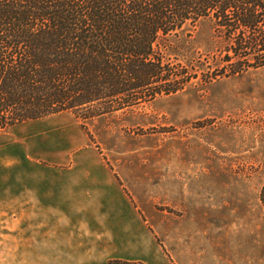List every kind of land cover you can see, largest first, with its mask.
Returning <instances> with one entry per match:
<instances>
[{"label": "rangeland", "instance_id": "1", "mask_svg": "<svg viewBox=\"0 0 264 264\" xmlns=\"http://www.w3.org/2000/svg\"><path fill=\"white\" fill-rule=\"evenodd\" d=\"M191 34L203 64L177 92L88 120L67 111L0 130V264H87L73 262L65 243L54 248L43 229L21 230L20 216L10 224L3 214L5 191L15 205L29 191L24 181L75 164L94 166L84 176L87 168L75 166L72 178L96 177L107 214L124 220L122 230H107V243L140 240L139 257L105 264H264V67L214 75L212 22L202 19ZM209 182L214 210L201 201Z\"/></svg>", "mask_w": 264, "mask_h": 264}, {"label": "trees", "instance_id": "2", "mask_svg": "<svg viewBox=\"0 0 264 264\" xmlns=\"http://www.w3.org/2000/svg\"><path fill=\"white\" fill-rule=\"evenodd\" d=\"M202 19L212 74L264 67V0H0V130L177 92L203 64L190 46ZM180 55L186 66L172 60ZM259 197L264 209V184Z\"/></svg>", "mask_w": 264, "mask_h": 264}, {"label": "crops", "instance_id": "3", "mask_svg": "<svg viewBox=\"0 0 264 264\" xmlns=\"http://www.w3.org/2000/svg\"><path fill=\"white\" fill-rule=\"evenodd\" d=\"M50 169L49 165H46ZM87 168L82 169L80 173L93 174L94 167L91 164H75L71 167ZM58 172L56 175L49 177L36 176L35 180L25 183L24 188L29 191L19 193V201L13 205L12 194L8 191L4 192L3 199L5 206L3 207L6 219L5 222L12 223V215L20 216L21 230H42L47 239L52 242L54 248L60 249V244L64 243L69 247L68 256H75L73 262L83 261L87 264H105L112 256L139 257L138 241L136 244L124 240L112 239L107 243V230H122L119 227L120 222H124L116 212H109L112 216L117 214L118 221L115 222L107 214L106 196L103 195L102 183L96 177H86V179L76 180L73 177L74 169ZM63 173V174H61ZM69 173L72 174L69 176ZM43 178V179H42ZM213 183L206 184L209 191H205V185H201V201L204 207H210L214 210L217 206L218 198L214 195L209 197L213 191ZM23 188L22 181L18 187L19 191ZM28 194H32L29 197ZM10 196V197H9ZM88 198L94 200L89 202ZM8 199H11L8 203ZM71 200L74 203H71ZM31 201V202H30ZM78 204V205H77ZM220 209V208H219ZM113 211V210H112ZM63 216V217H61ZM71 216V217H70ZM84 216V217H80ZM87 216V217H85ZM70 217V218H69ZM25 225V226H23ZM62 225H66L65 227ZM138 224L133 226L138 229ZM62 227V229H59ZM128 229H132L131 225H127ZM117 237L115 233V238ZM23 238L21 237V240ZM117 243V244H115ZM125 246V247H124ZM64 250V249H63ZM65 251V250H64ZM126 252V253H125ZM55 253H57L55 251ZM81 257V258H80ZM106 257V258H105ZM45 262H54L55 258H43ZM38 261V260H35ZM70 261V260H68Z\"/></svg>", "mask_w": 264, "mask_h": 264}]
</instances>
